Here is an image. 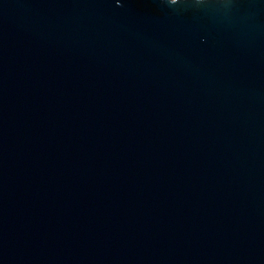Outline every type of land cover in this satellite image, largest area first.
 I'll return each mask as SVG.
<instances>
[{
  "label": "water",
  "instance_id": "95a60500",
  "mask_svg": "<svg viewBox=\"0 0 264 264\" xmlns=\"http://www.w3.org/2000/svg\"><path fill=\"white\" fill-rule=\"evenodd\" d=\"M0 264H264V0H0Z\"/></svg>",
  "mask_w": 264,
  "mask_h": 264
}]
</instances>
